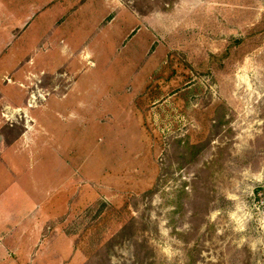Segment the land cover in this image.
<instances>
[{
  "label": "rangeland",
  "instance_id": "obj_1",
  "mask_svg": "<svg viewBox=\"0 0 264 264\" xmlns=\"http://www.w3.org/2000/svg\"><path fill=\"white\" fill-rule=\"evenodd\" d=\"M8 249L264 264V0H0Z\"/></svg>",
  "mask_w": 264,
  "mask_h": 264
},
{
  "label": "crops",
  "instance_id": "obj_2",
  "mask_svg": "<svg viewBox=\"0 0 264 264\" xmlns=\"http://www.w3.org/2000/svg\"><path fill=\"white\" fill-rule=\"evenodd\" d=\"M1 253H2V255H1V253H0V259H3V258H9L10 256H12L11 255V253H13L12 252V250H10V249H8V250H6V252L5 251H0Z\"/></svg>",
  "mask_w": 264,
  "mask_h": 264
}]
</instances>
